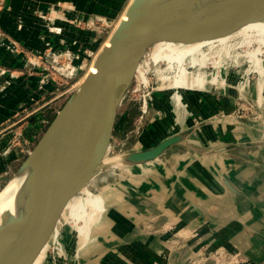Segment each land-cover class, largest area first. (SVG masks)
<instances>
[{
  "label": "rangeland",
  "instance_id": "374dc122",
  "mask_svg": "<svg viewBox=\"0 0 264 264\" xmlns=\"http://www.w3.org/2000/svg\"><path fill=\"white\" fill-rule=\"evenodd\" d=\"M91 1V7L85 9H78L73 1H60L53 3L48 10L40 13V16L47 20L63 21L71 24L69 31L76 35V40H85L89 44L84 47V44H82L76 49L64 48L57 55L65 53V57L69 55L75 59L82 57L81 66H76L79 69V74L70 79V83L82 82L96 54L100 51L104 42L108 41L106 39L116 28L131 0ZM260 24H264V21L243 27L230 35L224 42L208 43L206 45L208 49H205L206 60L202 64H192L189 58L184 62L181 61L182 58L179 60L175 56L169 57L182 62L179 70L185 69L187 71L186 75L195 76L199 74L204 80L202 87L190 86L184 88V96L192 95L191 98L189 97L188 102L185 101V98L182 102L177 101L176 87L173 85L175 71H169L164 61L159 60L156 63L153 61L154 46L152 47L151 56L147 54L141 61V70L145 73L146 80H149L155 86L153 99L158 91L169 94L170 99L166 102H170V104L164 105L168 109L160 110L159 113L150 110L145 120L138 124L139 105L134 92L136 80L133 79L118 108L113 135L104 158L108 166L97 173L86 190L83 189L70 201L71 204L67 206L66 212L59 223L57 235L54 238V241H57L55 245L58 248H53L52 243L44 264H64V262L66 264H76L82 258L91 259L88 264H120L122 259L140 262L145 254L142 252L141 254L140 250L136 248H130L132 245L137 244L139 230L162 229L163 231V226L167 225L169 221L171 222L169 217L164 215L163 194L165 192L162 186L163 182L160 183L156 178V176L163 177L171 173L170 164L165 166L163 162L174 160L176 156L186 150V144L211 146V143H213L211 138L215 137L216 134L218 137L221 136L222 132L226 135L229 133L235 136L238 135L237 131H234L236 125H242L250 129V135L248 134L246 137L264 139V74L261 76L256 65L262 62L261 64L264 67V27L259 26ZM50 27H52L51 32L56 30L53 25H50ZM38 41L35 40L34 45H37ZM12 43L19 51L23 52L29 65L49 72L51 76H53L52 72L56 73L53 66L57 62L52 61L53 55L56 53L53 44L40 51L34 50V48L28 50L16 39L12 40ZM227 43L229 45L225 46ZM223 46L227 48V51L224 50ZM209 50H213L211 54L208 53ZM83 54H86V56H82ZM219 54L222 55L220 59H218ZM208 56H210V59ZM33 58L37 59L39 65L31 63ZM215 59H218V61H215ZM60 60L64 62V56ZM58 65L61 67L62 63ZM8 70V68L0 66V76L9 72ZM57 74L59 77L62 76L59 73ZM190 76L188 77L189 84ZM73 89L61 96L62 100L59 101L58 106L61 102L62 105L64 104ZM64 90L65 87H61L54 95ZM34 103L31 108L23 107L20 112L14 114V118L0 124V138L9 132L21 129L25 121L29 119L28 112L39 105L37 102ZM226 106H231V109L226 108ZM48 115L52 119L49 118V122L44 123L39 136L31 142L26 140L28 148L25 149L24 143L21 144V148H23L21 163L53 120L56 115L55 107L48 110ZM203 119L221 121L222 126L214 125V131L208 128L207 134L199 135L196 133L189 137L186 136L184 142L174 145L159 157L161 161L156 165L140 167L134 164L116 162L121 155L127 152L152 147L164 136L181 132L183 128ZM155 122L161 126L162 124H168V127L157 134L158 129L151 128ZM23 134L25 135V133ZM144 134L148 138L146 141L141 140L145 136ZM187 138L192 139V141ZM241 152L264 161V149H244ZM3 153L4 150L0 152V155ZM185 161L186 165L192 164L191 156L185 155ZM237 170L240 171L237 175L238 178H253V175H247L244 172L247 169L240 168ZM139 177H142L140 179L144 180L142 182L145 183L139 185L138 182L140 181L137 180ZM139 192L146 194L137 196ZM252 194L257 197L264 195L260 189H254ZM84 197H86L85 204L91 206L93 210L90 212V217H83V219H79V222H75L72 205L80 202V199ZM189 219L187 220L188 225L185 226L188 231L186 244L179 247L178 243L175 245L172 242L175 247L171 249V246L163 241L162 246H156L157 258L162 257L164 253L169 255L171 250L173 256L180 254L187 258L185 262L180 264H257L254 261H249L240 249L236 251L229 248H234L231 245L225 248L220 246L211 247L203 241L199 244V237L202 236L199 235V231L192 230L191 220ZM173 224H176L174 220L171 224L168 223V225ZM81 226L86 229L85 235L80 233ZM177 226L176 224L172 229ZM167 229L169 228L167 227ZM158 235L157 237H162L163 234L158 233ZM174 238L177 241L179 240L177 235L172 236V239ZM157 245H161V243ZM261 248L263 253L257 254L256 257L264 264V244ZM44 255L45 248L35 264H38ZM177 256L176 258L181 257ZM251 256L257 259L254 255ZM132 263L130 262V264ZM145 263L147 264V262ZM155 264L162 263L158 260Z\"/></svg>",
  "mask_w": 264,
  "mask_h": 264
},
{
  "label": "crops",
  "instance_id": "0c3cea01",
  "mask_svg": "<svg viewBox=\"0 0 264 264\" xmlns=\"http://www.w3.org/2000/svg\"><path fill=\"white\" fill-rule=\"evenodd\" d=\"M60 1L65 0H0V66L9 69V72L0 76V124L14 118V114L20 112L23 107L31 108L34 106V102L39 103L31 112H28L29 119L25 121L19 131L9 132L0 138V152L4 150V153L0 155V190L21 165V157H23L21 144L26 143V140L31 142L39 136L44 127V120L51 118L48 115V110L55 107L57 113L61 108L58 103L62 100V95H60L62 91L54 95L60 89L57 88V82L49 72L29 65L23 52L19 51L12 40H19L28 50L34 48V50L42 51L48 45L53 44L56 49L53 62H56L57 55L64 48L76 49L82 44H84L83 47L89 45L85 40H76V35L69 31L71 24L63 21H50L40 16L41 12L48 10L53 3ZM66 1H73L78 9L90 8L92 3L91 0ZM50 25H53L56 30L51 32L52 27L49 28ZM259 26L264 27V24ZM229 36L190 45L158 43L154 45L153 61L158 62L163 58L175 56L179 60L182 58L181 61L184 62L189 58L192 64H202L206 60V51L203 48L210 42H224ZM35 40H39L37 45L33 43ZM82 56H86V54ZM71 58L73 79L79 74V69L76 66H81L83 61L81 60L82 57L75 59L70 56ZM261 63L259 62L256 65L257 71L262 76L264 67ZM186 73L185 69L179 70L173 80V85L176 87L175 92H177V101L179 102H182L184 98L188 102L192 97V95L184 96V88L190 86L202 87L204 84V80L199 74L190 76ZM189 76L191 77L190 84L188 82ZM169 99V94L156 92L151 112L157 111L159 113L160 110L168 109L164 105L170 104V102H166ZM226 108L231 109V106H226ZM220 122L213 119H203L182 130L193 129L187 135L188 137L196 133L202 135L206 133L208 128L214 131V125L222 126ZM166 127H168V124H162L161 126L157 122L151 126L153 129H158L157 134L165 130ZM249 130L245 126L236 125L234 131H237L239 138L238 135L235 136L230 133L226 135L222 132L220 137L216 134L215 137L211 138L213 142L211 146L183 144L186 148L185 151H182L174 160L163 162L165 166H168V164L171 166L170 174L163 177L156 176L160 183L163 182V190L167 194H163L164 215L169 217L171 222L174 220L178 225V229L176 230L177 227L172 229L176 224L168 225V223L171 224L169 221L167 225L163 226V231L162 229L153 228L151 231L139 230L137 244L132 245L130 248H136L140 250V253L145 254L143 260L137 262L122 259L120 264H130V262L134 264H146L145 262L155 264L158 260L162 264L185 262L187 258L180 254L178 256L181 257L176 258L177 255L173 256L171 250L169 255L164 253L162 257L157 258L156 246H162L164 241L171 246V249L175 247L172 242L175 245L178 243L179 247H183L187 242L188 231L185 226L188 225L187 220L189 217L192 230L199 231V235L202 236L199 237V244L203 241L211 247L220 246L225 248L231 245L234 248H229L236 251L240 249L249 261L263 264L256 256L263 253L261 247L264 244V195L257 197L252 194V191L260 189L264 193V168L252 162L239 160L235 158V155L252 159L264 165V161L241 152L244 149H264V146L231 147L227 150L215 151L219 146L259 140V138L246 137L248 134L250 135ZM174 134L176 133L164 136L161 140ZM144 135L142 141L148 139L147 135ZM187 139L192 141L190 138ZM8 147H10V150L5 153V149ZM185 155L191 156L192 164L186 165ZM159 161L161 159L157 158L134 165L151 167ZM172 161H175L176 164ZM240 168L247 169L244 172L247 175H253V178H238L237 175L240 171L237 169ZM140 178L142 177L137 179L140 181L138 182L139 185L145 183ZM86 189L87 187L84 188V190ZM145 194L139 192L137 196H144ZM85 200L86 197L72 205L75 222H79V219H83V217H90V212L93 209L85 204ZM70 204L69 202L67 206ZM80 233L86 234V229L83 226L80 227ZM158 233H162V237H157L159 236ZM176 235L179 236V242L175 238L172 239V236ZM160 243L161 245H157ZM251 255H254L257 259H254ZM89 261L91 259L82 258L76 264H88ZM64 264L66 263L64 262Z\"/></svg>",
  "mask_w": 264,
  "mask_h": 264
},
{
  "label": "water",
  "instance_id": "95a60500",
  "mask_svg": "<svg viewBox=\"0 0 264 264\" xmlns=\"http://www.w3.org/2000/svg\"><path fill=\"white\" fill-rule=\"evenodd\" d=\"M86 73L70 93L28 156L14 172L20 181L14 210L0 225V264H44L69 202L108 163L104 158L119 105L143 58L158 43L190 45L214 41L264 21V0H131ZM203 49H207L205 46ZM192 128L168 136L155 146L121 155L116 162L138 164L161 157L184 142ZM264 146V139L219 146ZM235 158L264 165L252 159ZM2 188V189H3ZM1 189V190H2ZM0 190V191H1Z\"/></svg>",
  "mask_w": 264,
  "mask_h": 264
},
{
  "label": "built area",
  "instance_id": "2783aa9c",
  "mask_svg": "<svg viewBox=\"0 0 264 264\" xmlns=\"http://www.w3.org/2000/svg\"><path fill=\"white\" fill-rule=\"evenodd\" d=\"M65 53L60 54L59 56L56 57V62L57 64H54L53 70L56 72H52L53 74V79L57 82V88L60 89L61 86L65 87V90L61 92L60 95H64L65 93L69 92L71 89L76 87L80 83V81H76L75 83H70V79H72V74L71 70H73V66L70 62H72V59H70V55L65 57ZM97 55V54H96ZM64 56V62L59 59ZM31 63L33 65H39L38 61L36 58H33L31 60ZM62 66L60 67L58 64H61ZM142 64L140 63L135 71L134 75V80H136V86L134 89V92L136 93L135 97L136 100L138 101V108H139V117L137 118V123L141 124L146 116L150 113L152 104H153V97H154V90L155 86L150 83L149 80H146L145 78V73L141 70ZM3 72V71H1ZM88 72V71H87ZM59 73L62 75L61 77L58 76ZM86 75V73H85ZM84 75V77H85ZM60 86V87H59ZM49 122V119H45L44 123ZM25 149L28 148L26 143H24ZM10 150V147L6 148L5 153ZM57 241L53 242V248H58V246L55 245ZM59 245V244H58Z\"/></svg>",
  "mask_w": 264,
  "mask_h": 264
},
{
  "label": "bare ground",
  "instance_id": "6f19581e",
  "mask_svg": "<svg viewBox=\"0 0 264 264\" xmlns=\"http://www.w3.org/2000/svg\"><path fill=\"white\" fill-rule=\"evenodd\" d=\"M131 2V1H130ZM129 2V3H130ZM129 5V4H128ZM128 7V6H127ZM127 10V8H126ZM125 10V13L124 15L122 16V19H125L127 18V11ZM119 20V21H120ZM119 23V22H118ZM118 25V24H117ZM117 27V26H116ZM113 32V31H112ZM111 36V34H110ZM110 36L106 39L108 40L107 42L105 41L103 45H109V41H110ZM229 45V43H227L225 46ZM224 47V50L227 51V48ZM221 47V46H220ZM219 47V48H220ZM208 49V48H207ZM216 49V48H215ZM213 50H209L208 53H212ZM228 55V54H227ZM222 55L219 54L218 56V59H220ZM209 59H210V56H208ZM218 59H215V61H218ZM94 61V60H93ZM160 61H164L166 62L167 64V69L170 71H175V75L178 73V70H179V67L181 66V63L182 62H179L176 58H163L161 59ZM155 62V61H154ZM159 62V61H158ZM156 63V62H155ZM96 68L94 67L93 65V62L91 63L90 65V68L88 70L89 71H95ZM87 73V72H86ZM154 101V99H153ZM19 184H20V181L18 179H14L12 180L5 188H3L1 191H0V225L2 223V220H3V215L5 213V211H8V210H14L15 208V194L18 190V187H19ZM86 188V187H85Z\"/></svg>",
  "mask_w": 264,
  "mask_h": 264
},
{
  "label": "trees",
  "instance_id": "16d2710c",
  "mask_svg": "<svg viewBox=\"0 0 264 264\" xmlns=\"http://www.w3.org/2000/svg\"><path fill=\"white\" fill-rule=\"evenodd\" d=\"M62 106V102H61V104H60V106L59 107H61ZM21 164V163H20Z\"/></svg>",
  "mask_w": 264,
  "mask_h": 264
}]
</instances>
